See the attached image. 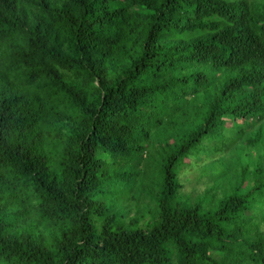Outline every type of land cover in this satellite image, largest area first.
Wrapping results in <instances>:
<instances>
[{"label":"trees","instance_id":"1","mask_svg":"<svg viewBox=\"0 0 264 264\" xmlns=\"http://www.w3.org/2000/svg\"><path fill=\"white\" fill-rule=\"evenodd\" d=\"M0 264H264V0H0Z\"/></svg>","mask_w":264,"mask_h":264},{"label":"rangeland","instance_id":"2","mask_svg":"<svg viewBox=\"0 0 264 264\" xmlns=\"http://www.w3.org/2000/svg\"><path fill=\"white\" fill-rule=\"evenodd\" d=\"M187 169V170H186ZM205 170H196L195 168H185L179 170L177 176L181 183H183V189L181 193L189 195L191 198L195 195H200L204 189H206L210 182L206 176ZM199 173V174H198ZM132 210L129 212V216H132Z\"/></svg>","mask_w":264,"mask_h":264}]
</instances>
